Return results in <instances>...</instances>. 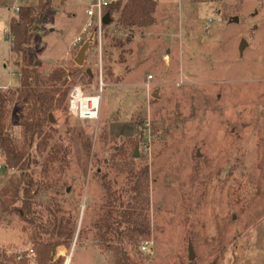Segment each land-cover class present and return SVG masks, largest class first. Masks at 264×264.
<instances>
[{"label":"rangeland","instance_id":"rangeland-1","mask_svg":"<svg viewBox=\"0 0 264 264\" xmlns=\"http://www.w3.org/2000/svg\"><path fill=\"white\" fill-rule=\"evenodd\" d=\"M156 1L154 23L133 29L124 46L114 47L127 35L112 14L83 67L72 61L78 51L69 43L82 32L89 0H51L46 21L35 12L26 47L33 66L42 78L61 68L56 89L77 86L100 97L99 114L76 119L69 96L58 107L59 95L40 81L49 91L41 109L48 138H34L24 171L32 181L30 214L20 211L25 175L5 167L0 150V252L31 260L32 242L67 228L71 239L55 251L62 264H113L94 227L107 213L115 218L101 177L119 192L126 166L118 154L126 150L134 169L148 171L152 246L129 251L134 264H264V0ZM37 3L0 0V87L6 85L0 92L18 91L24 64L9 45L13 9ZM68 52L67 61L57 60ZM86 69L90 82L81 81ZM24 109L10 108L9 133L19 146L22 129L14 119Z\"/></svg>","mask_w":264,"mask_h":264},{"label":"trees","instance_id":"trees-1","mask_svg":"<svg viewBox=\"0 0 264 264\" xmlns=\"http://www.w3.org/2000/svg\"><path fill=\"white\" fill-rule=\"evenodd\" d=\"M118 0L104 9V15L117 14L116 28L124 35H127L124 41L115 39V46H124L131 42L132 31L135 28H147L154 23L156 13V0ZM51 0H38L36 7H21L17 16L11 19L9 31L13 36L12 51L21 57L23 66L19 72V89L16 92L5 90L0 92V150L4 154L5 167L17 169L23 178L20 184L23 185V201L21 202L22 216L30 214L29 202L31 198L32 181L25 170L32 164L30 158V149L33 147L34 138L43 136V126L41 109L48 103L49 91L40 89L39 83L52 86V94L59 95L56 105L60 107L69 96L68 90L61 92L56 89L63 75L61 68L54 69L46 78L40 77L37 67L33 66L32 55L27 54V48L31 44L33 37L32 31L34 25L38 23V16L35 14L41 11L45 14V21L50 16ZM40 22V21H39ZM104 25H102L103 27ZM105 27V26H104ZM81 81L84 79L91 81L92 77L85 71L81 75ZM69 99V97H68ZM13 106H23L26 110L20 117L14 119L16 125L22 129V144L19 146L12 141L10 136L9 116L10 108ZM43 140L48 138L43 136ZM39 149V144L36 145ZM57 148L55 153L61 152ZM133 155V154H132ZM118 156L124 159L126 166V181L120 187L119 192L112 191V186L107 179V175L101 177L103 189L106 190V205L111 206L113 213H107L102 216L100 223L94 227L95 237L108 248V252L113 256V264H134L130 259V252L137 244L150 239L149 220H147L148 203V171L143 169H134L131 162H128L126 150H122ZM133 158V156H132ZM18 184V185H20ZM18 215H21L18 213ZM61 226V225H60ZM72 232L67 228H59L56 234L48 239H40L32 242V259L27 255L18 261L15 256L5 255L0 252V264H62V259H56V248L71 239ZM57 240L55 241V239ZM63 239L62 242H60ZM98 241V242H99Z\"/></svg>","mask_w":264,"mask_h":264},{"label":"built area","instance_id":"built-area-1","mask_svg":"<svg viewBox=\"0 0 264 264\" xmlns=\"http://www.w3.org/2000/svg\"><path fill=\"white\" fill-rule=\"evenodd\" d=\"M118 0H89L88 3L83 5V11L86 14V22L82 26V32L79 36L75 37L71 43L72 48L75 51H79V49L83 46V43L92 39V43L94 42V38L98 43L101 40V32H102V19L104 17V9L107 8L112 3ZM19 8L14 7L13 13L17 14ZM9 36V45L13 41V36L8 29ZM12 46V45H11ZM151 79V76H149ZM99 101L100 97L88 95L83 93L80 87H72L69 91V99L67 109L70 114L78 120H96L99 114ZM2 169V165L0 164V171ZM152 243L150 241H144L140 245V251L146 252ZM28 254H32V250H28ZM16 260L20 261L25 256L22 255L21 252L15 253Z\"/></svg>","mask_w":264,"mask_h":264},{"label":"water","instance_id":"water-1","mask_svg":"<svg viewBox=\"0 0 264 264\" xmlns=\"http://www.w3.org/2000/svg\"><path fill=\"white\" fill-rule=\"evenodd\" d=\"M234 20H236V18ZM110 23H111V19H110L109 15H107V14L104 15V17L102 19V25L106 26V25H109ZM91 44H92V39H89L88 41L84 42L83 46L79 49V51L75 55L73 61L78 67H83L84 66V62H85L84 61V57H85V54L87 53V51L92 46ZM246 45H247V42L244 39L241 40V44L239 46V54H241V52L243 51V49H244V47ZM85 73L91 77V72H90L89 69H86ZM49 122L50 123L53 122L51 116L49 117ZM132 156H133V159L139 157L138 156V147H136L134 149V152H133ZM188 251H189V260H192L194 258V255H193V251L191 250L190 246L188 247Z\"/></svg>","mask_w":264,"mask_h":264},{"label":"crops","instance_id":"crops-1","mask_svg":"<svg viewBox=\"0 0 264 264\" xmlns=\"http://www.w3.org/2000/svg\"><path fill=\"white\" fill-rule=\"evenodd\" d=\"M50 30H51V29H50ZM52 32H53V30H52ZM72 41H73V40H72ZM72 41H71V43H72ZM71 43H69V45H70V51L73 50V52H74L75 50L72 48ZM68 54H69V52H68V53H65L63 57H60V58H58L57 60H59V62L67 61V60H68V57H66V56H68ZM74 57H75V55L73 56L72 61H73ZM61 60H62V61H61ZM5 87H6V85H4V86H2V87H0V88L4 89Z\"/></svg>","mask_w":264,"mask_h":264}]
</instances>
